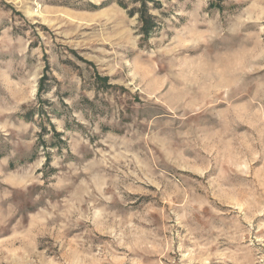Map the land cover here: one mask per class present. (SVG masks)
<instances>
[{
  "label": "rangeland",
  "instance_id": "374dc122",
  "mask_svg": "<svg viewBox=\"0 0 264 264\" xmlns=\"http://www.w3.org/2000/svg\"><path fill=\"white\" fill-rule=\"evenodd\" d=\"M0 264H264V0H0Z\"/></svg>",
  "mask_w": 264,
  "mask_h": 264
},
{
  "label": "trees",
  "instance_id": "16d2710c",
  "mask_svg": "<svg viewBox=\"0 0 264 264\" xmlns=\"http://www.w3.org/2000/svg\"><path fill=\"white\" fill-rule=\"evenodd\" d=\"M141 15V22H142V33L149 35L153 32L154 24L156 26V23L154 22L155 16L146 14V12H143Z\"/></svg>",
  "mask_w": 264,
  "mask_h": 264
}]
</instances>
